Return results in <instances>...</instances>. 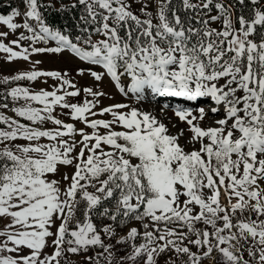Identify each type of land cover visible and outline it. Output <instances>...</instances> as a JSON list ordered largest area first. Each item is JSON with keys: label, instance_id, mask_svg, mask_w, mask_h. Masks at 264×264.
Masks as SVG:
<instances>
[{"label": "snow or ice", "instance_id": "1", "mask_svg": "<svg viewBox=\"0 0 264 264\" xmlns=\"http://www.w3.org/2000/svg\"><path fill=\"white\" fill-rule=\"evenodd\" d=\"M18 2L0 53L32 68L0 85L54 83L3 94L25 103L0 114V264H264V0Z\"/></svg>", "mask_w": 264, "mask_h": 264}, {"label": "rangeland", "instance_id": "2", "mask_svg": "<svg viewBox=\"0 0 264 264\" xmlns=\"http://www.w3.org/2000/svg\"><path fill=\"white\" fill-rule=\"evenodd\" d=\"M17 7L22 6L18 5ZM138 7V6H137ZM17 22H19L17 20ZM0 31H8L5 26H0ZM15 36L9 35L8 39L5 41V43L8 42V40L14 39ZM38 46H44V45H38ZM48 46H54V42H50ZM5 54L0 53V77L3 76H11L16 74L17 72L20 71H26L32 68V64L26 61L18 60L14 62H7L4 59ZM32 61H41L37 67L42 70H61V71H67L70 73V75L74 78V80L78 83L79 86L83 85H90L92 84V80L87 77V76H77L76 75V69L78 68H87L88 65L81 63L77 59H73L68 53H64L62 55H57V54H49V53H44V54H36L31 57ZM19 83L23 87H28L32 91H39L41 88H45L47 90H51L49 87L51 84L54 82L49 79L47 83H42L41 81H36V82H29V81H19V82H12L8 85H0V103H7L9 105L8 109H4L0 107V114H4L7 117L15 118V119H21L19 117H16L15 114L11 111L12 107H18L22 106L25 102L23 100H20L16 103H14L11 98H8L7 100L3 99V94H6L7 90L11 87H15L16 84ZM104 91L108 92L112 98H105L102 101V105H110L113 103H131L135 104L134 100H130L128 98L123 97L120 95L109 83L107 80H105L104 84L102 85ZM163 99V100H162ZM175 99L174 98H161V97H154L152 98L151 102H146L144 105V108L148 111H153L157 115H159L158 109L161 107L164 103H174ZM150 106H148V105ZM33 106H38L33 104ZM59 111V110H58ZM169 116H171V113H168ZM61 119L68 121V117L66 116H60ZM107 119L108 117H102ZM161 119H164V117H161ZM21 122H25L21 120ZM165 123H168V121L165 119ZM76 126L83 127V125L77 123ZM171 127V125H169ZM0 127H4V125H0ZM45 127H51L50 124L45 125ZM78 139V137H77ZM18 143H23V141H18ZM62 172H71V168H62ZM4 221H0V227H3ZM46 251H51V249H46ZM69 260L71 264H79L80 257L79 256H69ZM204 264H210L209 260H205Z\"/></svg>", "mask_w": 264, "mask_h": 264}, {"label": "trees", "instance_id": "3", "mask_svg": "<svg viewBox=\"0 0 264 264\" xmlns=\"http://www.w3.org/2000/svg\"><path fill=\"white\" fill-rule=\"evenodd\" d=\"M67 2V0H65ZM53 3L56 7H59V3L56 0H53ZM19 5L18 0H0V14H7L11 7H17ZM48 22H50L55 27L71 28L75 23V19L72 14H60L51 9H49L48 13H46Z\"/></svg>", "mask_w": 264, "mask_h": 264}, {"label": "bare ground", "instance_id": "4", "mask_svg": "<svg viewBox=\"0 0 264 264\" xmlns=\"http://www.w3.org/2000/svg\"><path fill=\"white\" fill-rule=\"evenodd\" d=\"M162 100H163V99H162ZM145 103H146V102H145ZM145 103H143L141 106L144 107ZM147 105H148V104H147ZM148 106H150V105H148Z\"/></svg>", "mask_w": 264, "mask_h": 264}]
</instances>
